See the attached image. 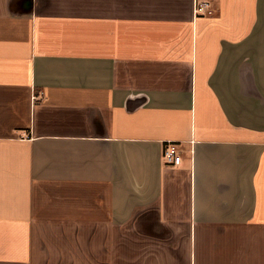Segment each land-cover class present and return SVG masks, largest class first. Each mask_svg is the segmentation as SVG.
I'll return each instance as SVG.
<instances>
[{"label": "crops", "instance_id": "1", "mask_svg": "<svg viewBox=\"0 0 264 264\" xmlns=\"http://www.w3.org/2000/svg\"><path fill=\"white\" fill-rule=\"evenodd\" d=\"M198 1L0 0V264H264V0Z\"/></svg>", "mask_w": 264, "mask_h": 264}, {"label": "built area", "instance_id": "2", "mask_svg": "<svg viewBox=\"0 0 264 264\" xmlns=\"http://www.w3.org/2000/svg\"><path fill=\"white\" fill-rule=\"evenodd\" d=\"M196 14H211L212 4L208 1H198L195 6ZM163 159L166 165L179 166L182 163V156L180 149L175 144H169L166 146L163 152Z\"/></svg>", "mask_w": 264, "mask_h": 264}, {"label": "rangeland", "instance_id": "3", "mask_svg": "<svg viewBox=\"0 0 264 264\" xmlns=\"http://www.w3.org/2000/svg\"><path fill=\"white\" fill-rule=\"evenodd\" d=\"M127 237L130 238L129 232H128ZM146 237L147 236H145L144 239H146ZM141 249H145V246H141ZM145 253H143V258L142 259L140 258L139 262H137V261L133 262V261H131V254L132 253L130 251V245H128L127 247H124V257L127 258V260L123 261L122 264H161V261H158L159 258H155V257H152L151 261L148 262L147 257L145 256ZM134 258L136 259V255L134 256ZM153 259H155V261H157V262H154ZM70 264H72V263H70ZM73 264H79V263H73ZM106 264H114V263H106Z\"/></svg>", "mask_w": 264, "mask_h": 264}]
</instances>
